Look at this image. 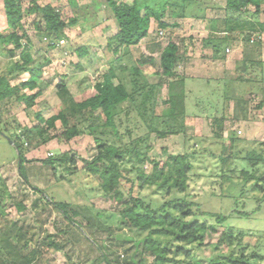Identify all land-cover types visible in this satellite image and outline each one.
<instances>
[{
  "label": "rangeland",
  "instance_id": "rangeland-1",
  "mask_svg": "<svg viewBox=\"0 0 264 264\" xmlns=\"http://www.w3.org/2000/svg\"><path fill=\"white\" fill-rule=\"evenodd\" d=\"M116 1L128 2V0ZM38 4L40 6L51 4L60 11L61 19L67 24L64 30L65 38L55 43L51 49L47 46L48 40L43 33L37 32L34 27V23L38 22L40 27H43L41 18L30 13L21 21L31 40V57L43 64L39 83H47L48 86L44 87L42 96L31 109L27 110L23 104H16L14 99H10L9 104L1 105L0 131L3 134L0 133V179L11 194L12 200L0 199V208L20 229L15 230L12 235L19 237L21 245L27 242L28 251L37 247L38 243L46 241L48 236H54L50 241L60 246L59 249H54L40 245V255L36 256L38 258L33 264H105L92 244L93 238L99 245L106 247L105 253L109 255L108 258L117 259L119 264H131L130 259L134 262L142 259L143 264H152L151 256L142 251V243L137 244L147 234L146 231H136L127 224L116 207L102 194L95 181L96 178L84 167L85 163L96 155L94 139L87 130L66 143L54 139L45 145L24 144L25 158L29 162L23 164L22 172L30 184L25 183L19 175L18 151L7 140L8 135L16 134L23 139L26 130H31L34 134L33 128L39 124L36 118L38 113L44 119L54 115L60 103L56 85L62 77L75 101L82 102L90 98L94 94L92 86L100 75L107 72L110 60L122 55L118 53L112 56L105 49L107 39L117 30L112 22L106 21L109 12L104 2L38 0ZM29 7H31L30 0H22L24 13ZM179 15L180 13L175 17L164 16L162 21L168 25L166 29H160L155 23H151L149 34L136 46L130 48L135 59L141 54L153 58L151 66H144L142 69L144 78L150 84L158 83L160 80L159 57L167 41L171 39L178 42L182 37L180 36L182 21ZM72 20L75 22L70 23ZM6 31V19L0 0V34ZM188 46L192 50L188 49L186 60L178 62L174 69L176 74L185 77L183 88L186 105L184 122L186 136L180 134L163 140L150 136L149 142L153 146L150 156L163 160L166 156L163 154L164 148L167 155L180 154L185 150L197 151L198 156L193 158L194 168L190 174L189 193L191 200L199 206L201 212L205 213L199 215L198 220L214 224L209 216L210 213L224 216L232 214L223 225L233 227L234 233L243 232L247 235L245 242L250 243V246L245 250L246 253L254 252L257 246L259 255L264 257V241L257 243V237H264V201L258 203L260 194L251 190L249 183L245 184L241 179L236 180L238 174L233 180L236 181L235 183L225 181L220 185L221 167L216 158L221 151L229 149L228 147L231 146L229 138L233 134L240 140L235 143L234 148L241 151L240 156H244L252 149L264 151V145H261L264 143V93L261 86L264 74L254 75L251 81H248L250 77L241 75V81L235 79L227 82L228 77L232 76L228 73L219 81L217 79L219 75L214 69L211 70L206 56L198 58L201 55L198 52L199 45ZM4 47L0 42V74L8 71L12 67L10 63L16 59L13 58L11 61L4 52ZM80 49L86 50L83 57L77 55ZM124 62L127 63L126 58ZM28 77V73L22 74L11 81V85L24 82ZM170 80L172 79L167 78L166 81ZM223 92L230 98L225 97ZM26 93L32 94L34 91ZM162 93L164 98L165 88ZM240 98L243 101L237 100ZM157 110L162 111L165 116L169 114L163 106H159ZM213 118L224 120L225 132L221 140L213 138ZM57 126L59 127L60 124L58 123ZM135 134H139L138 131H135ZM37 139L39 138H36V141ZM63 153H72L75 159L73 166H58L56 161L51 160L45 165L40 164V160L56 158ZM236 162L231 169L251 171L245 160L240 159ZM149 169L150 167L147 166L146 171ZM32 187L42 191L43 194L32 190ZM212 193L223 196L217 197ZM141 194L161 203L170 199L152 188H146ZM43 195L56 203L68 204L69 211L71 209L77 211L78 216L71 217L80 224V230L73 225L67 226L68 223L63 216L53 206L46 204ZM15 202H21L29 213L19 214ZM237 212H244L247 215L242 217ZM88 232H92L94 237L91 238ZM217 236L218 234L205 239L204 244L209 243V245L193 248L188 264H210L211 258L217 253L213 246ZM153 237L167 245V237L163 235ZM259 262L264 264V260Z\"/></svg>",
  "mask_w": 264,
  "mask_h": 264
},
{
  "label": "trees",
  "instance_id": "trees-1",
  "mask_svg": "<svg viewBox=\"0 0 264 264\" xmlns=\"http://www.w3.org/2000/svg\"><path fill=\"white\" fill-rule=\"evenodd\" d=\"M99 1L105 3L109 12L107 19L114 21L117 30L107 39L105 49L112 56L118 53L122 55L110 60L107 72L100 75L92 86L94 94L90 98L82 102L75 101L62 77L56 85L60 103L54 115L44 119L38 113L36 118L39 124L33 128L34 134L31 130H26L23 139L16 134L8 135L13 146L18 149L20 177L25 183L30 184L22 172L23 164L29 162L25 158L24 144L35 143L39 146L54 139L66 143L87 130L94 139L96 155L91 161L86 162L84 167L96 178L102 194L116 207L127 224L136 231H146L147 234L137 244L142 243V251L151 256L152 264H188L192 249L209 245L204 244L205 239L217 234V240L213 245L217 253L211 258L210 264H261L259 261L264 260V257L259 255L257 246L252 253L245 251L250 246V243L245 242L247 235L243 232L234 233L233 227L223 225L232 214L224 216L210 213L214 224L198 220L197 217L205 213L199 210V206L191 200L189 193L190 174L194 168L193 158L198 156L197 151L185 150L180 154L167 155L164 148L163 154L166 156L163 160L150 156L153 149L149 142L150 136L161 140L180 134L186 136L183 88L185 77L176 74L174 69L178 62L186 60L187 53L180 49L179 42L169 39L159 57L160 80L158 83L150 84L144 78L142 69L144 66H151L153 58L141 54L135 59L130 48L149 34L151 21L160 29L168 28L162 19L167 14L174 16L175 9L180 8V5L166 3L164 6L156 5L155 8L142 0H134L130 5L125 2L117 3L116 0ZM184 1L189 6L192 4L191 0ZM30 2L31 7L24 13L22 0H2L7 31L0 34V42L5 46L4 52L9 59L11 61L13 58L16 59L10 63L12 67L8 71L0 74V109L3 103L9 104L10 99H14L16 104H23L27 110L31 109L42 96L44 87L48 86L47 83H39L43 64L35 61L30 55L31 40L21 23L24 16L31 13L42 19L43 27H40L39 22L34 23V27L37 32L43 33L48 40L49 48L52 49L55 43L65 38L64 30L67 24L61 19L60 11L51 4L40 6L38 0ZM257 4V0H227L228 10L232 13L242 12L245 6ZM226 24L232 25V29H236L240 24L245 25L240 17L233 21L229 20ZM213 52L215 55L219 53L214 49ZM85 54V49L78 50V57ZM124 58L127 59V63H123ZM25 73L29 75L26 81L11 85V81ZM241 75L243 74L239 72L236 79L241 81ZM167 78L172 80L166 81ZM164 88L166 94L162 98ZM223 94L230 98L228 94L224 92ZM237 100L243 101L241 98ZM159 106L165 107L169 114L165 116L162 111L158 112ZM212 123L213 138L223 139L225 132L223 118H213ZM135 131L139 134H135ZM233 135L229 138L231 145L229 149H224L216 155L221 167L220 185L225 181L235 183L233 180L238 174L236 180L241 179L243 183H249L251 190L260 194L258 199L260 203L264 201V151L252 149L244 156H240L241 151L234 150L235 143L240 140ZM36 138L39 139L36 141ZM240 159L247 162L251 171L231 169ZM49 160L56 161L58 166L64 167L73 166L75 162L72 153H63L56 158L40 160V164L45 165ZM147 166L150 167L149 171H146ZM0 186V199L12 200L1 179ZM146 188H152L170 199L161 203L159 200L143 197L141 192ZM32 190L43 194L35 187H32ZM43 199L63 216L68 223L67 226L73 225L80 230V224L71 217L78 216L77 211L72 209L69 211L68 204L48 200L47 196L43 195ZM14 204L19 214L29 213L21 202ZM237 213L242 217L247 215L244 212ZM15 230L20 229L0 208V264H33L38 258L36 256L40 255V245L60 248L58 243L50 241L54 236H48L46 241L38 243L37 247L28 251L27 242L21 245L19 237L12 235ZM88 234L91 238L94 237L92 232ZM154 235L167 237V245L161 240L154 239ZM258 241H264V237H257V243ZM92 244L105 264H119L117 259L108 258L104 245H99L94 238ZM130 261L131 264L144 262L142 259L137 262L133 259Z\"/></svg>",
  "mask_w": 264,
  "mask_h": 264
},
{
  "label": "crops",
  "instance_id": "crops-1",
  "mask_svg": "<svg viewBox=\"0 0 264 264\" xmlns=\"http://www.w3.org/2000/svg\"><path fill=\"white\" fill-rule=\"evenodd\" d=\"M142 1L155 8L166 3L180 5L174 13V17L180 13L182 21V37L178 40L180 49L187 53L191 49L188 45H199L201 55L198 58L206 56L211 70L214 69L219 75V81L228 73L232 76L228 77L227 82L235 80L239 72L250 77V80L254 75L264 74V0H257V6H245L238 13L228 10L227 0H191L190 6L184 0ZM133 2L128 0L127 3ZM238 17L245 23L244 26L240 24L232 29V25L226 24ZM106 21L114 24L113 20ZM213 49L219 51L218 55L214 54ZM261 84L263 90H260L264 93V79Z\"/></svg>",
  "mask_w": 264,
  "mask_h": 264
},
{
  "label": "water",
  "instance_id": "water-1",
  "mask_svg": "<svg viewBox=\"0 0 264 264\" xmlns=\"http://www.w3.org/2000/svg\"><path fill=\"white\" fill-rule=\"evenodd\" d=\"M1 134H3L2 132H0ZM7 140L9 141V143L13 146V142L9 139V138H7ZM17 149V148H16ZM17 151H18V149H17ZM18 156H19V153H18Z\"/></svg>",
  "mask_w": 264,
  "mask_h": 264
},
{
  "label": "built area",
  "instance_id": "built-area-1",
  "mask_svg": "<svg viewBox=\"0 0 264 264\" xmlns=\"http://www.w3.org/2000/svg\"><path fill=\"white\" fill-rule=\"evenodd\" d=\"M160 34H162L161 32H160ZM61 42V41H60ZM226 52H228V50H226ZM238 133L240 134V131H238Z\"/></svg>",
  "mask_w": 264,
  "mask_h": 264
}]
</instances>
